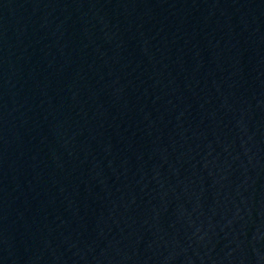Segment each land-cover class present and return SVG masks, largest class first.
<instances>
[{
    "label": "water",
    "instance_id": "1",
    "mask_svg": "<svg viewBox=\"0 0 264 264\" xmlns=\"http://www.w3.org/2000/svg\"><path fill=\"white\" fill-rule=\"evenodd\" d=\"M0 264H264V0H0Z\"/></svg>",
    "mask_w": 264,
    "mask_h": 264
}]
</instances>
